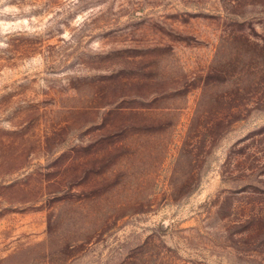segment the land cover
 <instances>
[{
  "label": "rangeland",
  "instance_id": "rangeland-1",
  "mask_svg": "<svg viewBox=\"0 0 264 264\" xmlns=\"http://www.w3.org/2000/svg\"><path fill=\"white\" fill-rule=\"evenodd\" d=\"M0 264H264V0H0Z\"/></svg>",
  "mask_w": 264,
  "mask_h": 264
}]
</instances>
